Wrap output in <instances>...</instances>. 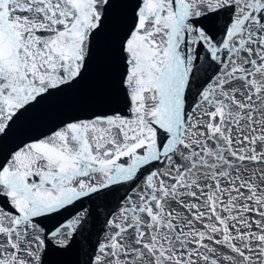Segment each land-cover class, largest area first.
Returning a JSON list of instances; mask_svg holds the SVG:
<instances>
[{
	"label": "snow or ice",
	"instance_id": "snow-or-ice-1",
	"mask_svg": "<svg viewBox=\"0 0 264 264\" xmlns=\"http://www.w3.org/2000/svg\"><path fill=\"white\" fill-rule=\"evenodd\" d=\"M112 57L126 111L0 155V264H264V0H0V140Z\"/></svg>",
	"mask_w": 264,
	"mask_h": 264
},
{
	"label": "water",
	"instance_id": "water-1",
	"mask_svg": "<svg viewBox=\"0 0 264 264\" xmlns=\"http://www.w3.org/2000/svg\"><path fill=\"white\" fill-rule=\"evenodd\" d=\"M130 12V5L122 6ZM121 62L112 57L105 64L93 61L85 78L72 89L41 102L37 108L21 116L7 137L0 140V155L30 135L46 133L60 120L67 118H88L93 113L110 112L112 109L126 111L122 91L117 86ZM58 217L47 219L45 223L54 225ZM82 243H85L82 241ZM86 257L83 249L71 250L62 255H52L53 264H83Z\"/></svg>",
	"mask_w": 264,
	"mask_h": 264
}]
</instances>
